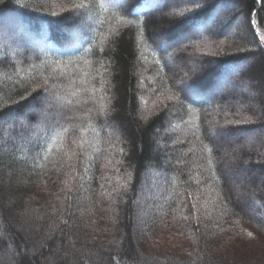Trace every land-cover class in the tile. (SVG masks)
I'll return each mask as SVG.
<instances>
[{
    "label": "trees",
    "instance_id": "obj_1",
    "mask_svg": "<svg viewBox=\"0 0 264 264\" xmlns=\"http://www.w3.org/2000/svg\"><path fill=\"white\" fill-rule=\"evenodd\" d=\"M194 7L0 0V121L25 119L0 122V264H264V0ZM47 93L70 112L41 124ZM254 132L231 166L221 135Z\"/></svg>",
    "mask_w": 264,
    "mask_h": 264
},
{
    "label": "rangeland",
    "instance_id": "obj_2",
    "mask_svg": "<svg viewBox=\"0 0 264 264\" xmlns=\"http://www.w3.org/2000/svg\"><path fill=\"white\" fill-rule=\"evenodd\" d=\"M243 22H244L243 18L240 17L237 23H235V25H238L239 27V24L241 26L243 25ZM193 63H194V59L192 57H189V59L184 63V65L185 67L190 68L193 65ZM181 65L183 66V62H181ZM224 93H227V94L231 93L233 96L235 95V97L237 98L236 103L232 101L230 102L234 103L237 106L244 104V101H243L244 99H242L241 96L243 97L246 96V98H249L251 100V103L254 102L255 94H253L252 92L251 85L246 82H240L237 85L232 84L229 87H226V90ZM39 103H40V107L37 110H41V112H43L41 116L42 117L41 122H40L41 124L49 122V119H51L54 116V114L51 113V110L53 109L57 110L60 113L59 115L55 114L54 119L57 118L56 120L62 117L65 118V114H63L64 112H70V109H66L65 107V104H68V102L64 98L58 95L51 96L47 93L44 95V97L41 98ZM47 111H48V114H46ZM31 112L34 113V111H31ZM9 118L6 119L7 121L6 120L0 121L2 124H4V126H7L6 127L7 131L4 134V137H7V138L13 135L14 128L17 126L13 122H18V124H23L25 126V119L17 120L13 117H9ZM166 132L173 133V129L169 124L166 127ZM259 136H260L259 132L249 133V134H246L245 136H242V135L241 136H236V135L222 136L221 135L220 139L222 140V145H224L223 154H224L225 160L232 166L237 160V152H239L240 149L244 146L245 148H250L252 147L253 144L255 145V141L257 140V138H259ZM145 179H146L147 184L144 185V189L145 187L146 189H149V190L152 189L151 190L152 193L150 192L149 194H147V198L153 199V197L155 196V193L157 194L159 191V186L162 185L163 182H161V179L158 180V182L157 181L153 182L152 179L147 178L146 175H145ZM246 181H247L246 176H244L243 174L242 175L235 174L233 175V179L229 178V185L231 186V189H233V192L236 196H240L241 194L244 193V190L249 188L246 184ZM156 200H160L159 197H157ZM149 211L151 210L145 207L140 208L138 214H139L141 221L143 220V218H145L146 213Z\"/></svg>",
    "mask_w": 264,
    "mask_h": 264
},
{
    "label": "snow or ice",
    "instance_id": "obj_3",
    "mask_svg": "<svg viewBox=\"0 0 264 264\" xmlns=\"http://www.w3.org/2000/svg\"><path fill=\"white\" fill-rule=\"evenodd\" d=\"M127 2L129 4H132L134 3V0H127ZM175 2L176 3H189L195 6L194 8L187 9V14H181L180 23H183L186 20L191 19L193 16L198 14V11H203L205 7L207 6V0H175ZM165 3H168V0H165ZM100 6L104 7L103 2L101 3ZM84 7L85 5L83 4L74 5L73 11L76 12L77 14H80L79 12H77V10L83 9ZM261 42L264 43V37L261 38ZM261 92L262 94H264V89H262ZM64 131L67 132V129H64ZM212 138L213 139L216 138L215 133L212 134Z\"/></svg>",
    "mask_w": 264,
    "mask_h": 264
},
{
    "label": "water",
    "instance_id": "obj_4",
    "mask_svg": "<svg viewBox=\"0 0 264 264\" xmlns=\"http://www.w3.org/2000/svg\"><path fill=\"white\" fill-rule=\"evenodd\" d=\"M253 26L255 27V23L253 22Z\"/></svg>",
    "mask_w": 264,
    "mask_h": 264
}]
</instances>
